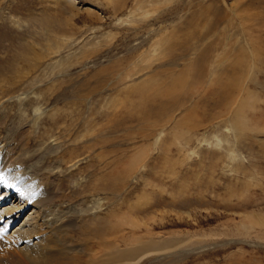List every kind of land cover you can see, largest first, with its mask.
<instances>
[{
	"label": "rangeland",
	"instance_id": "obj_1",
	"mask_svg": "<svg viewBox=\"0 0 264 264\" xmlns=\"http://www.w3.org/2000/svg\"><path fill=\"white\" fill-rule=\"evenodd\" d=\"M0 134L142 264H264V0H0Z\"/></svg>",
	"mask_w": 264,
	"mask_h": 264
},
{
	"label": "bare ground",
	"instance_id": "obj_2",
	"mask_svg": "<svg viewBox=\"0 0 264 264\" xmlns=\"http://www.w3.org/2000/svg\"><path fill=\"white\" fill-rule=\"evenodd\" d=\"M231 3L229 10L234 14L237 7ZM37 110L35 120L31 121L32 132L35 121L43 114ZM50 124L56 126L58 122ZM45 134H48L45 130L40 132L42 136ZM10 143L0 145V264H142L146 258L160 259L176 252L175 241H155L152 237L130 247L122 222L111 226L92 222L73 205L67 213L59 208L57 211L53 208L59 198L56 190L43 195L33 192L38 181L13 160L6 150ZM58 173L61 174L60 169ZM47 206H53L52 218L46 213ZM18 223L21 224L16 228ZM77 229L86 237L78 240ZM140 239L143 237L135 241Z\"/></svg>",
	"mask_w": 264,
	"mask_h": 264
}]
</instances>
